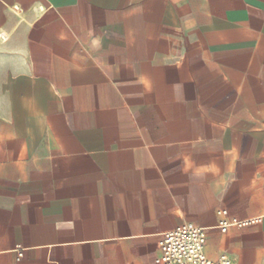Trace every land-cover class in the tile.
I'll use <instances>...</instances> for the list:
<instances>
[{
	"label": "crops",
	"instance_id": "crops-1",
	"mask_svg": "<svg viewBox=\"0 0 264 264\" xmlns=\"http://www.w3.org/2000/svg\"><path fill=\"white\" fill-rule=\"evenodd\" d=\"M184 223L264 264V0H0V264H156Z\"/></svg>",
	"mask_w": 264,
	"mask_h": 264
},
{
	"label": "built area",
	"instance_id": "built-area-1",
	"mask_svg": "<svg viewBox=\"0 0 264 264\" xmlns=\"http://www.w3.org/2000/svg\"><path fill=\"white\" fill-rule=\"evenodd\" d=\"M215 228L226 234L232 228H245L254 225L256 220H238L228 216L225 210L216 212ZM207 229L192 223H184L174 230L162 234L158 247L159 255L156 264H232L227 256H220L211 261L205 255ZM17 260L22 257L21 250H16Z\"/></svg>",
	"mask_w": 264,
	"mask_h": 264
}]
</instances>
